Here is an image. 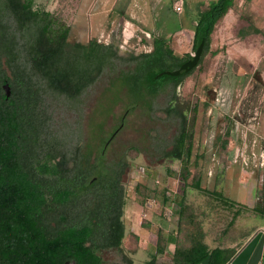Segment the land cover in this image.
Instances as JSON below:
<instances>
[{"label": "rangeland", "instance_id": "obj_1", "mask_svg": "<svg viewBox=\"0 0 264 264\" xmlns=\"http://www.w3.org/2000/svg\"><path fill=\"white\" fill-rule=\"evenodd\" d=\"M145 1L144 18L133 12L120 18L125 6L118 3L110 11L113 1L34 0L32 8L67 26L70 43H112L124 57L150 52L153 38L159 37L183 56L191 52L196 14L215 0H183L180 14L173 10L175 0ZM121 63L118 69L126 70L128 64ZM2 69L11 75L5 63ZM111 78L105 72L76 100L47 93L41 109L48 145L67 158L77 148L91 151L96 171L90 179L120 159L127 163L121 179L124 237L119 249L99 253L102 263L148 264L155 257V264H173L175 246L188 248L198 233L209 250L228 241L232 245L238 218L229 223L239 207L216 202L193 184L198 180L201 188L215 190L238 206L260 205L261 169L254 167L252 152L258 153L264 140V0H233L215 27L202 64L178 88L165 86L151 100V110H127L130 99L118 85L110 87ZM169 106L184 116L191 136L185 181L182 163L165 156L181 127L176 114L165 113ZM77 214L72 212L69 224L78 223ZM243 215L238 225L253 233L231 248L233 258L256 233H264L263 228L255 231L261 219ZM171 242L176 243L170 251ZM161 248L164 253L159 254Z\"/></svg>", "mask_w": 264, "mask_h": 264}, {"label": "trees", "instance_id": "obj_2", "mask_svg": "<svg viewBox=\"0 0 264 264\" xmlns=\"http://www.w3.org/2000/svg\"><path fill=\"white\" fill-rule=\"evenodd\" d=\"M33 2L0 0V60L6 59L11 72L5 74L10 97L0 98V264H19L22 258L15 256L16 248L10 247L20 244L23 237L36 244V264H103L94 254V245L86 243L93 236L100 240L102 249L120 248L124 237L121 179L127 163L120 159L99 172L96 180L90 179L96 171L90 150L82 153L77 148L67 158L48 145L41 118L43 98L55 92L76 100L107 72L113 76L110 87L118 85L130 99L127 110L137 106L151 110V100L165 86L178 88L202 64L210 52L215 27L230 11L233 0H215L196 14L191 43L194 56H178L164 38L154 37L150 52L124 57L112 43H70L69 28L52 14L33 10ZM121 62L128 64L126 70L118 69ZM14 100L19 101V108L8 126H3L4 108L8 102L13 107ZM165 113L180 119L179 133L165 156L182 163L185 181L191 136L183 115L172 106ZM15 133L20 135L16 143ZM109 141L100 149V160ZM193 188L231 209L239 207L229 227L242 212L264 218V167L258 192L260 205L253 209L238 206L215 190L201 188L198 180ZM77 210L80 222L69 224L72 212ZM202 235L194 236L188 248L175 246L173 264L231 262L233 249L209 250ZM158 253H164V249H158ZM154 259L148 264H155Z\"/></svg>", "mask_w": 264, "mask_h": 264}, {"label": "flooded vegetation", "instance_id": "obj_3", "mask_svg": "<svg viewBox=\"0 0 264 264\" xmlns=\"http://www.w3.org/2000/svg\"><path fill=\"white\" fill-rule=\"evenodd\" d=\"M5 63V62H4ZM3 61L2 59L0 60V98H2L3 95H5L2 87L6 84L5 83V71L2 69L3 66ZM10 97V96H9ZM1 101V99H0ZM4 108V107H3ZM19 108V101L18 100H14L13 102V107L12 104L10 102H8L4 108V113L2 114L4 121H3V126H8V124L10 123V118L12 115L15 114L16 109ZM15 117V115H14ZM15 143L16 141H19L20 139V135L15 133ZM77 222H80L77 220ZM69 223V221H68ZM27 237H23L22 239H20L19 241H22L20 244H11L12 246L10 248H16V253L17 255L15 256H20V258H22L21 261H19V264H27L28 259L30 260V264H36V260L33 259L34 257V247H36V244L34 241H30L29 243L27 242ZM88 245H94V254L100 258V252L102 250H110V249H102L101 248V243L100 240L95 238V237H90L88 239V242L86 243ZM25 259V260H24ZM65 264H75L73 261L71 262H65Z\"/></svg>", "mask_w": 264, "mask_h": 264}, {"label": "crops", "instance_id": "obj_4", "mask_svg": "<svg viewBox=\"0 0 264 264\" xmlns=\"http://www.w3.org/2000/svg\"><path fill=\"white\" fill-rule=\"evenodd\" d=\"M100 1L103 2L102 4H105V3L109 2V1H113V2H111L113 4H112V7H111L110 11H113L114 6L117 5L118 3H120L121 5H124L125 6V10H124L123 14L120 13L121 14V15H119L120 18H125L127 14L132 13V12L136 16H138L139 18H144L145 17V12L146 11L144 9H145V6L147 5L145 0H100ZM154 1H152V2H154ZM178 1L179 0H175L174 3L178 2ZM134 7H136V8L134 9ZM149 11H148V13H149ZM117 16H118V14H117ZM245 205L247 207H249L248 204L245 203ZM243 214H251L256 219H261V222H259L257 224V228L255 229V231H257V230H259L261 228L264 229V218L256 216V215H254L252 213H245V212L243 213L242 212L241 216H239L237 221H236L237 223L235 224V230L239 232L238 236L235 237V238H232V240H233L232 245H231V242L228 241V242H226V246L224 245L222 248L231 249V248H235V246H239V245L241 246L242 244L247 242V240H249V238L252 236V233H253L252 230L251 231L250 230L246 231V229H243V228H241V226L238 225V223L240 224V220H242L245 217ZM172 244H174V243L171 242V244L169 245V248H168L170 251L173 250V245ZM219 248H221V247L219 246ZM259 264H264V250H263V254H262V257H261V260H260Z\"/></svg>", "mask_w": 264, "mask_h": 264}, {"label": "water", "instance_id": "obj_5", "mask_svg": "<svg viewBox=\"0 0 264 264\" xmlns=\"http://www.w3.org/2000/svg\"><path fill=\"white\" fill-rule=\"evenodd\" d=\"M6 98L10 96L8 84L2 87ZM264 250V233H256L251 240L236 254L229 264H259Z\"/></svg>", "mask_w": 264, "mask_h": 264}, {"label": "built area", "instance_id": "obj_6", "mask_svg": "<svg viewBox=\"0 0 264 264\" xmlns=\"http://www.w3.org/2000/svg\"><path fill=\"white\" fill-rule=\"evenodd\" d=\"M183 8V1L179 0L178 2L173 4V10L175 13L180 14ZM191 56H194L193 53H189ZM255 145V141L252 146ZM260 150L258 153L252 152V163L255 168L262 169L264 167V140L259 144ZM243 160V165L247 166V162Z\"/></svg>", "mask_w": 264, "mask_h": 264}]
</instances>
